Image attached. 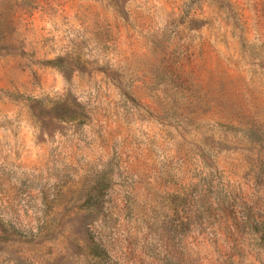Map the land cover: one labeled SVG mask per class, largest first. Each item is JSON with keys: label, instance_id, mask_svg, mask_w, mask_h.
I'll list each match as a JSON object with an SVG mask.
<instances>
[{"label": "rangeland", "instance_id": "374dc122", "mask_svg": "<svg viewBox=\"0 0 264 264\" xmlns=\"http://www.w3.org/2000/svg\"><path fill=\"white\" fill-rule=\"evenodd\" d=\"M0 264H264V0H0Z\"/></svg>", "mask_w": 264, "mask_h": 264}]
</instances>
